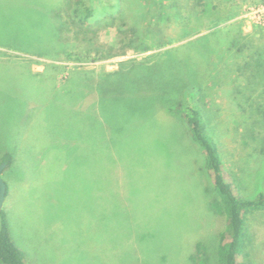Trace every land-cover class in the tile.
Here are the masks:
<instances>
[{
	"label": "rangeland",
	"instance_id": "1",
	"mask_svg": "<svg viewBox=\"0 0 264 264\" xmlns=\"http://www.w3.org/2000/svg\"><path fill=\"white\" fill-rule=\"evenodd\" d=\"M72 1L0 0V51L11 59L0 61V156L5 151L13 155L1 172L7 189L2 208L11 237L25 251L27 264H193L190 255L197 242L206 246L207 264H216L225 218L211 207L217 195L204 155L183 119L167 112L162 102L152 105L151 98L143 105L146 110L132 117L125 115L124 102L103 110L98 103L92 119L101 143L90 154V130L82 119L91 118L95 94L85 82H98L119 68L147 74L166 49L202 42L197 37L208 32L210 19H219V25L238 21L246 37H264L252 10L261 1L211 0L217 7L197 25L198 31L191 29L185 0L179 1V11L188 28L170 16L168 7L145 0L139 21L144 22L140 29L148 31L144 42L150 48L96 61H74L65 53L112 45L110 14L117 17L119 12L102 15L98 9L95 18L101 22L82 37L69 13ZM160 9L165 13L159 18ZM54 28L59 32L49 42L40 40L39 35L49 36ZM43 43L46 54L29 52H42ZM242 57L231 53L216 59L205 113L207 132L216 139L227 169L238 177L240 192L255 196L264 192V151L252 149V142L244 146L242 129L232 126L231 90L239 84L232 81L231 89L228 77ZM188 61L179 60L172 70L190 82L195 72L188 70ZM160 64L172 65L164 59ZM132 78L131 98L142 100L150 90L156 92L138 90V76ZM100 91L101 101L107 100ZM248 225L252 241L247 259L264 264V210L252 213Z\"/></svg>",
	"mask_w": 264,
	"mask_h": 264
},
{
	"label": "trees",
	"instance_id": "2",
	"mask_svg": "<svg viewBox=\"0 0 264 264\" xmlns=\"http://www.w3.org/2000/svg\"><path fill=\"white\" fill-rule=\"evenodd\" d=\"M167 1L169 2L167 6L163 0H151V3H156L157 7H168L170 16L177 20V23L181 22L184 27L188 28L186 24L189 22L183 24L184 16L179 11V7L182 6L179 4L180 0ZM185 1V7H188L187 12L192 15L190 20L191 24L193 22L191 25L192 30H198L200 26L197 25L204 20L205 16L209 19L207 15L217 7V5L211 3V0ZM144 2L145 0H73L72 3H69L71 5L68 6V9L73 19L72 22L76 26V34H81L82 37L89 32H95L93 27L101 22V18H95L98 9L102 15L110 13L112 9L118 11L119 15L113 17V14H110L113 21L110 26H113L115 30V40L112 45L108 47L90 46L82 52L67 51L65 53L66 58L74 61H96L111 56L123 55L128 50H148L150 46L145 44L144 41L149 34L147 30L143 32L140 29L144 22L139 21L144 16L146 9ZM161 10L157 14L159 18L165 13ZM222 21L224 22L219 25L221 22L219 19H210L209 27H207L209 28L208 32L197 37H202V42L195 44L194 40L187 41L166 49L160 59H164L172 65L163 66L160 64L159 59L157 64L148 67L147 74L137 75L129 70L124 71V69L119 68L108 72L98 82L87 80L85 83L90 84L88 91L90 93L94 91L95 99L89 104L91 118L82 119V123L88 126L90 130L86 138L89 141L90 154H92L95 151L94 148H97L94 147V144L101 143L96 121L92 119L94 114L92 111L97 110L98 103L101 110H103L109 104L124 102L125 115L132 117L135 112L146 110L143 105L145 102H149V98H151L152 105L156 101L162 102L167 107V112L179 114L187 127L188 133L204 155V167L217 195V199L211 203V207L215 213L225 218V227L218 233L215 250L216 264H254L247 259L250 255L252 241L248 218L255 211L264 210V192L259 191L255 196H246L240 192L238 177L233 171L227 169L216 139L207 132L208 113H205V111L208 112L209 108L205 101V94L211 89V76L213 78L215 75L213 69H215L216 59L221 57V54L240 53L243 60L236 63L234 69L230 71L231 77H228L231 89L234 86L231 84L232 81L239 84L238 87L235 86L231 90V92L235 91L237 94V96L235 93L232 94V104L234 105L231 109L232 119L234 120L232 126L233 129H242V132L240 131V142L244 146L252 142V149L257 148L256 150H258L260 147L261 151H264V37L261 36L259 39L252 36L246 37L242 32L240 22ZM55 28L52 32L47 33L49 36H45L46 34L39 35L40 40L42 38V41L48 40L49 42L53 38L52 34L55 35L58 31ZM260 29L264 28L261 27ZM183 31L185 32L184 28ZM47 46V43H43L42 52H39L40 50L29 52L46 54L48 52L45 50ZM49 46L54 48L53 45ZM182 50L184 52H181ZM183 58L190 60L187 65L190 73L195 72L194 81L182 80L172 70ZM1 60L8 61L11 59L0 51ZM15 62L23 64V62ZM207 70L211 71L210 77L209 72L206 75ZM134 76H138V90L145 92V90L153 89L158 92V96L155 91L153 94L150 90V97L145 96L142 100H139V97L131 98L130 95L136 84L135 79L132 78ZM158 82L161 84L159 85ZM101 89L107 94V100L105 101H101V98H103ZM12 160L13 155L10 151H5L0 156V162H5L4 168L9 167ZM261 160H264V158ZM7 215V211L1 207L0 264H27L25 251L19 248L11 237ZM207 253L206 246L202 242H197L195 252L190 255V259L193 264H207L209 258Z\"/></svg>",
	"mask_w": 264,
	"mask_h": 264
},
{
	"label": "built area",
	"instance_id": "3",
	"mask_svg": "<svg viewBox=\"0 0 264 264\" xmlns=\"http://www.w3.org/2000/svg\"><path fill=\"white\" fill-rule=\"evenodd\" d=\"M252 10L257 15V25L264 28V1L252 6Z\"/></svg>",
	"mask_w": 264,
	"mask_h": 264
},
{
	"label": "water",
	"instance_id": "4",
	"mask_svg": "<svg viewBox=\"0 0 264 264\" xmlns=\"http://www.w3.org/2000/svg\"><path fill=\"white\" fill-rule=\"evenodd\" d=\"M4 167H5V162H0V208L2 207L4 197L6 194V184L1 176V172Z\"/></svg>",
	"mask_w": 264,
	"mask_h": 264
}]
</instances>
